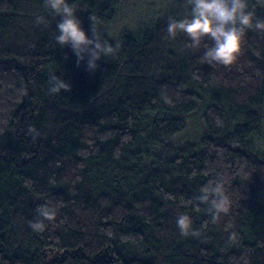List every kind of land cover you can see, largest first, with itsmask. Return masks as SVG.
I'll return each instance as SVG.
<instances>
[{
    "label": "trees",
    "instance_id": "16d2710c",
    "mask_svg": "<svg viewBox=\"0 0 264 264\" xmlns=\"http://www.w3.org/2000/svg\"><path fill=\"white\" fill-rule=\"evenodd\" d=\"M137 3L0 0V264H264V0Z\"/></svg>",
    "mask_w": 264,
    "mask_h": 264
},
{
    "label": "rangeland",
    "instance_id": "374dc122",
    "mask_svg": "<svg viewBox=\"0 0 264 264\" xmlns=\"http://www.w3.org/2000/svg\"><path fill=\"white\" fill-rule=\"evenodd\" d=\"M146 2L152 3L153 0H138L139 3L137 5H133L130 7V11L126 13V10L117 17L116 21L111 25L107 26L105 30L112 35H117L122 30L133 29V26L137 23L139 17L142 16L143 12L147 11V6L144 4ZM159 8V5L155 8L156 10ZM137 15V17H136ZM189 120L190 125H188V129L185 132V136L191 135L194 133V130H197L200 127V120L198 118V114L195 113L191 115Z\"/></svg>",
    "mask_w": 264,
    "mask_h": 264
}]
</instances>
